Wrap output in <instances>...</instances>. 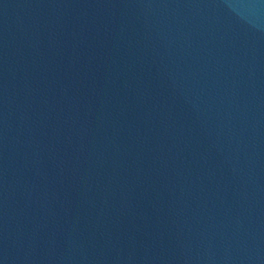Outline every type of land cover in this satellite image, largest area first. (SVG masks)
<instances>
[{
  "label": "water",
  "instance_id": "1",
  "mask_svg": "<svg viewBox=\"0 0 264 264\" xmlns=\"http://www.w3.org/2000/svg\"><path fill=\"white\" fill-rule=\"evenodd\" d=\"M0 264H264V0H0Z\"/></svg>",
  "mask_w": 264,
  "mask_h": 264
}]
</instances>
